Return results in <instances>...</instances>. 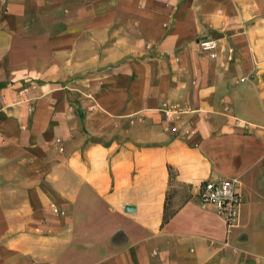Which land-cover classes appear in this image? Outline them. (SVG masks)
<instances>
[{"label": "crops", "instance_id": "obj_1", "mask_svg": "<svg viewBox=\"0 0 264 264\" xmlns=\"http://www.w3.org/2000/svg\"><path fill=\"white\" fill-rule=\"evenodd\" d=\"M0 264H264V0H0Z\"/></svg>", "mask_w": 264, "mask_h": 264}, {"label": "built area", "instance_id": "obj_2", "mask_svg": "<svg viewBox=\"0 0 264 264\" xmlns=\"http://www.w3.org/2000/svg\"><path fill=\"white\" fill-rule=\"evenodd\" d=\"M200 45L206 52H212L216 49V43L213 41H204ZM159 110L164 113L166 122L168 123L185 112L167 103L163 104ZM197 198L202 203L216 205L219 214L225 219L227 225L229 227L234 226L238 216L239 206L242 202L236 180L230 179L220 183L205 182L200 186Z\"/></svg>", "mask_w": 264, "mask_h": 264}, {"label": "trees", "instance_id": "obj_3", "mask_svg": "<svg viewBox=\"0 0 264 264\" xmlns=\"http://www.w3.org/2000/svg\"><path fill=\"white\" fill-rule=\"evenodd\" d=\"M173 214H174V213H168V211L165 212V218H164V221L167 222V221L173 216Z\"/></svg>", "mask_w": 264, "mask_h": 264}, {"label": "water", "instance_id": "obj_4", "mask_svg": "<svg viewBox=\"0 0 264 264\" xmlns=\"http://www.w3.org/2000/svg\"><path fill=\"white\" fill-rule=\"evenodd\" d=\"M125 210H126L127 212H134V211L136 210V208L133 207V206H126Z\"/></svg>", "mask_w": 264, "mask_h": 264}]
</instances>
